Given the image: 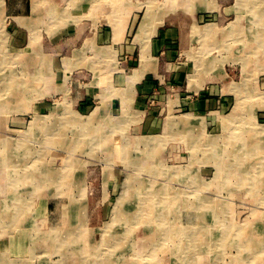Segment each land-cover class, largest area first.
I'll return each instance as SVG.
<instances>
[{"label":"rangeland","instance_id":"374dc122","mask_svg":"<svg viewBox=\"0 0 264 264\" xmlns=\"http://www.w3.org/2000/svg\"><path fill=\"white\" fill-rule=\"evenodd\" d=\"M117 1L125 0H102V4L119 9L121 6ZM167 1L148 0V9L154 10L156 21L173 22L180 17L195 14L204 19L202 27L195 29L200 36L197 42L195 39L192 54H195L200 65L213 67L214 60L223 69L222 72L230 74L232 79H227L224 84L227 87L230 85L232 104L219 114H211L208 111L200 116L199 121L183 123L180 129L182 131H179L181 133L176 130L174 134L168 124L165 130L155 134L159 142L156 145L158 156L156 151H151L153 156L148 157L146 153L150 147L146 148L139 139H131L135 143L129 142L130 149L126 160L120 157V148L124 143L119 141L121 135L115 131V124L111 121L112 126L108 132L102 127L99 128L101 134H97L94 128L88 129L86 122L91 121L88 119L89 114L78 112L69 97L59 99L57 104L53 105L58 106L53 112H59L51 117V126L47 122L44 125H31L33 115L37 113L35 95L42 85L48 90L46 85L50 78L42 73L36 74L35 69H25L24 62L20 61L23 54L18 53L20 47L10 44L8 37L9 29L13 28L12 23L9 24L7 17L4 22L0 21V105L3 104L0 107V264H192L188 259L185 260V254L206 252L203 249L196 250L201 246L198 242L202 238L195 239V236H201L195 231H190L187 237L184 234L161 235V248L156 250V257L153 258L148 256L152 248L157 247L146 245V248H149L147 252V249L141 248L149 243L152 233L164 230L159 224L160 219H157L159 209H169L167 212L171 223L176 221L175 224L191 225L187 219L183 220L182 212L186 200L193 201V209L200 208L198 211L192 210L202 215L197 218L200 222L197 221L202 225H211L208 228L212 230L206 235L208 239L210 235L209 241L215 250L207 252V255L213 264L264 263V240L263 245L259 244V247L251 252L247 240L249 237H264V184L261 186L263 189H257L254 184L253 188L250 182L246 183V177L240 178V172L244 170L257 171L255 167L250 168L249 164L264 162V134L259 133L264 128V22L259 19V16L264 14V0H186V5H183L182 0ZM64 2L65 5L62 3L57 8L63 9L72 5L86 9V0ZM164 7L167 9H163ZM3 9L5 4L0 1V18L4 16ZM242 18L247 21L241 22ZM209 31L213 33L209 35ZM215 36L219 39L218 44L214 40ZM15 49L17 52H13ZM206 52L210 54L199 57L201 54L206 55ZM215 53L217 54L213 55ZM196 57L193 59L195 64ZM205 66H201V70L205 69ZM43 69L45 70V67ZM229 69L232 72L229 73ZM15 107L16 109H13ZM229 117L238 119L229 124L226 122ZM168 138L170 141L167 144L176 141L185 148L182 161L170 159L168 154H163L167 148L163 143L169 140ZM228 139L233 142L230 140V143H225ZM260 141L263 143V152H250ZM161 142L163 145H160ZM214 142L219 146L224 145L233 155L241 156V161H236L240 168H234L239 177L236 175L237 178H227L223 175L227 174L229 168L219 172L217 160L208 156ZM134 144L138 148H131ZM8 150L20 156L19 162L16 159V167L13 166V169L16 171L19 167L23 178L17 177L15 173L7 183L6 169L10 165L6 162ZM57 157H64L63 162L57 163ZM69 157L70 162L67 160ZM146 161L149 165H157V171L142 167ZM172 166L184 171L179 176H173ZM260 167L264 170L263 166ZM168 169L170 170L167 171ZM49 172L57 178L47 176ZM31 173L35 178L31 177ZM65 174L66 177L62 178ZM127 177L133 178L132 181L135 179L134 189L131 191L134 200L131 199V205L130 197L127 200L122 198L124 180ZM263 178L264 176L261 177ZM242 179L245 182H242ZM9 185H14V189H10ZM144 192L152 194L149 201L143 198ZM155 192H165L169 195L168 198L160 196L162 204H157L159 198ZM181 200L184 203H181ZM221 204L224 206V213L216 217L218 214L212 208H221ZM77 205H82V208L76 210ZM117 206L123 211L124 217L119 216L113 221ZM77 211L85 215L83 223L77 218ZM127 214L134 216L131 221H127ZM197 221L194 218L192 224H197ZM108 224L107 230L112 232V237L117 235L116 239L110 241L103 236V228ZM221 229L224 232L220 233ZM191 236L193 237L189 240ZM192 240L195 245L191 244ZM103 241H107L106 245L101 244ZM201 250L204 253H200ZM252 252L254 253L251 254ZM254 254L259 255L256 257ZM147 259L158 261L147 262ZM204 259L205 257L200 264L207 262Z\"/></svg>","mask_w":264,"mask_h":264},{"label":"crops","instance_id":"0c3cea01","mask_svg":"<svg viewBox=\"0 0 264 264\" xmlns=\"http://www.w3.org/2000/svg\"><path fill=\"white\" fill-rule=\"evenodd\" d=\"M0 1L5 4L0 21L4 22L7 17L9 24L12 23L8 37L10 44L20 47L18 53L23 54L20 60L24 62L23 66L50 78L46 85L48 90L40 84L42 86L35 95L37 113L33 119L39 115L50 121L59 112H53L58 108L53 105L57 100L69 97L78 112L89 114L91 121L88 123L95 127L97 134L101 133L100 127L108 132L111 121L115 124V131L121 135L119 141L124 143L120 148L122 159L128 157L129 142L135 143L131 139H139L146 148L149 146L146 154L153 156L151 151H156L158 145L154 142L157 139L155 134L165 130L171 118L178 121V126L171 131L179 132L183 123L199 121L200 116L208 111L219 114L232 104L230 85L224 84L227 79H232L230 74L222 72L214 60L213 67L200 65L192 54L200 36L196 30L204 22L196 14L173 22L155 19L149 26L146 19L148 0L117 1L122 7L119 9L102 4V0H86V10L72 5L73 10L71 7L57 8L62 3L66 4L64 0ZM126 2L127 6L121 4ZM182 3L186 5L188 1L182 0ZM259 17L264 22V14ZM243 20L247 21L242 18L241 22ZM216 36L214 40L217 41ZM209 54L206 52L199 57ZM195 57L196 64L193 62ZM201 66L205 69L201 70ZM147 139L153 143H144ZM134 145L131 148L137 146ZM165 148L163 154L182 161L186 150L181 143L173 141ZM56 160L61 163L64 157ZM148 163L144 162L142 167L157 171V165ZM133 197L131 193L130 205ZM78 208L80 205L76 210ZM126 217L131 221L134 216L127 214ZM152 234L149 244H146L148 247L159 233ZM146 245L141 248L149 249Z\"/></svg>","mask_w":264,"mask_h":264},{"label":"bare ground","instance_id":"6f19581e","mask_svg":"<svg viewBox=\"0 0 264 264\" xmlns=\"http://www.w3.org/2000/svg\"><path fill=\"white\" fill-rule=\"evenodd\" d=\"M52 1V0H51ZM77 1V0H76ZM80 1V0H79ZM101 1V0H100ZM143 1V0H142ZM151 1V0H150ZM169 1V0H168ZM167 1V2H168ZM175 1H177V0H175ZM175 1H173V2H175ZM34 2H35V0H34ZM33 2V3H34ZM78 3V2H77ZM76 3V4H77ZM94 3H95V1H94ZM37 4H39V2L37 3ZM50 4H52V3H50ZM69 4H70V2H69ZM122 4V3H121ZM127 4V3H126ZM126 4H124V5H126ZM54 5V4H53ZM131 5V4H130ZM35 6V5H34ZM52 6V5H51ZM66 6H68V4L66 5ZM103 6H105V5H103ZM127 6V5H126ZM125 6V7H126ZM64 8H66V7H64ZM69 8V7H68ZM72 8V7H71ZM105 9V8H104ZM57 10V9H56ZM65 10V9H64ZM68 10V9H67ZM71 10V9H70ZM72 10H73V8H72ZM71 10V11H72ZM76 10V9H75ZM86 10V9H85ZM32 11V10H31ZM58 12V11H57ZM56 12V13H57ZM108 12V11H107ZM154 11L153 10H150V9H148V11H147V15H146V19L147 20H149V26H151V23L155 20V15H154V13H153ZM40 13V12H39ZM59 13V12H58ZM62 13H63V11H62ZM65 13V12H64ZM68 14V13H67ZM57 16H58V14H56ZM59 15H61V14H59ZM69 15V14H68ZM71 15V14H70ZM51 16V15H50ZM62 16V15H61ZM30 17V16H29ZM82 17V16H81ZM18 18V17H17ZM21 18V17H20ZM24 18V17H23ZM22 18V19H23ZM96 18V17H95ZM69 19V18H68ZM82 19V18H81ZM67 20V19H66ZM59 21V20H58ZM26 22V21H25ZM35 22V21H34ZM63 22V21H62ZM62 22H60V24L62 23ZM68 22V21H67ZM57 23H59V22H57ZM80 23V22H79ZM63 24H65V23H63ZM31 35V34H30ZM5 36V35H4ZM261 36V35H260ZM262 37V36H261ZM262 40H263V38H262ZM202 46V45H201ZM34 48V47H33ZM7 52V51H6ZM5 52V53H6ZM105 53V52H104ZM107 54H109V51H108V53ZM8 55V54H7ZM8 58V57H7ZM8 59H10V58H8ZM14 60V59H13ZM10 63V62H9ZM11 64V63H10ZM44 65V64H43ZM43 67V66H42ZM4 69V68H3ZM6 71V70H5ZM10 72V71H9ZM17 75V74H16ZM6 77V76H5ZM8 78V77H7ZM195 78V77H194ZM9 80V79H8ZM24 80V79H23ZM44 80V79H43ZM7 82V81H6ZM21 82V81H20ZM25 82V81H24ZM35 82V81H34ZM12 83H13V81H12ZM5 84V83H4ZM12 85V84H11ZM17 85H18V83H17ZM25 85V84H24ZM14 86V85H13ZM17 87V86H16ZM11 88H13V87H11ZM7 89V88H6ZM5 89V90H6ZM20 89V88H19ZM25 89V88H24ZM29 89V88H28ZM19 91V90H18ZM11 92V91H10ZM28 92V91H27ZM26 92V93H27ZM5 93H6V91H5ZM9 93V92H8ZM12 93V92H11ZM28 95V94H27ZM4 96H6V95H4ZM2 97V96H1ZM1 97H0V100H2L1 99ZM25 97V96H24ZM27 97H29V96H27ZM17 99V98H16ZM27 99H29V98H27ZM6 104V103H5ZM238 104V103H237ZM240 104V103H239ZM238 104V105H239ZM246 105V104H245ZM2 106H3V104H2ZM1 105H0V107H2ZM12 106V105H11ZM244 106V105H243ZM238 107H240V106H238ZM242 107V106H241ZM249 107V106H248ZM264 107H262V109H263ZM13 109H16V107L15 108H13ZM102 110V109H101ZM255 110V109H254ZM16 111V110H15ZM23 111V110H22ZM249 111V110H248ZM253 111V110H252ZM233 112V111H232ZM95 113V112H94ZM244 113V112H243ZM107 114V113H106ZM253 114V113H252ZM231 115V114H230ZM233 115V114H232ZM231 115V116H232ZM245 115V114H244ZM73 116V115H72ZM47 117V116H46ZM245 117V116H244ZM251 117V116H250ZM249 117V118H250ZM75 118V117H74ZM202 118V117H201ZM235 117H229L228 118V120H226V122H228L229 124H231V123H234V121H236L237 119H234ZM240 118V117H239ZM67 119V118H66ZM96 119V118H95ZM101 119V118H100ZM188 119V118H187ZM191 119V118H190ZM50 120V119H49ZM72 120V119H71ZM108 120V119H107ZM185 120H186V118H185ZM252 120V119H251ZM33 122L31 123V125H33V124H35V125H38V123H42L43 125L45 124V122H47V120H45V119H43L42 117H40L39 115L37 116V117H35L33 120H32ZM71 122V121H70ZM83 122V121H82ZM47 123H51L50 121H48ZM87 124H88V126L89 127H91L90 126V124L88 123V122H86ZM29 124H30V122H29ZM200 125H201V123H200ZM256 125V124H255ZM49 126V125H48ZM51 126V125H50ZM178 126V121H176V118H171L170 119V123H169V129L170 130H173L174 128H176ZM260 126V125H259ZM33 127V126H32ZM66 127V126H65ZM191 127H193V126H191ZM261 127V126H260ZM34 128V127H33ZM47 128V127H46ZM82 128L84 129L85 128V126H82ZM81 128V129H82ZM92 128V127H91ZM90 128V129H91ZM101 128V127H100ZM204 128V127H203ZM65 129V128H64ZM63 129V130H64ZM87 129V128H86ZM85 129V130H86ZM89 129V128H88ZM93 129V128H92ZM229 129V128H228ZM253 129V128H252ZM49 130V129H48ZM94 130H95V127H94ZM180 131H182V130H180ZM189 131V129L187 130V132ZM54 133L56 132V130L55 131H53ZM58 132V131H57ZM63 132V131H62ZM170 132V131H169ZM178 132V131H177ZM233 132V131H232ZM53 133V134H54ZM174 133V132H173ZM179 133H181V132H179ZM259 133L262 135V134H264V128H262L260 131H259ZM61 134H63V133H61ZM101 134V133H100ZM175 134V133H174ZM177 134V133H176ZM230 134V133H229ZM232 134V133H231ZM230 134V135H231ZM258 134V133H257ZM113 135V134H112ZM100 136V135H99ZM103 136V135H102ZM105 136V135H104ZM256 136V135H255ZM165 137V136H164ZM259 137V136H258ZM102 138V137H101ZM170 138H171V136H170ZM231 138V137H230ZM160 139H161V137H160ZM169 139V138H168ZM184 139V138H183ZM258 139V138H257ZM262 139V138H261ZM260 139V140H261ZM106 140V139H105ZM156 140V139H155ZM154 140V142H158V140H156L155 141ZM164 140V139H163ZM187 140V139H186ZM230 140L231 139H228L227 140V142H225V143H230ZM244 140V139H243ZM85 141V140H84ZM101 141V140H100ZM108 141V140H107ZM161 141V140H160ZM168 141H170V139L169 140H165V142L163 143L164 144V146H166L167 145V142ZM3 142H6V141H3ZM98 142H99V140H98ZM106 142V141H105ZM104 142V143H105ZM163 142V141H162ZM162 142L160 143V145L162 144ZM231 142H233L232 140H231ZM100 143V142H99ZM98 143V144H99ZM144 143H149V144H151V143H153V140H150V139H147V141H144ZM159 143V142H158ZM246 143V142H245ZM6 144H8L7 142H6ZM67 144V143H66ZM103 144V143H102ZM140 144V143H139ZM162 144V145H163ZM4 145V144H3ZM54 145H56V144H54ZM101 145V144H100ZM122 145H124V144H122ZM241 145V144H240ZM66 146V145H65ZM11 147V146H10ZM212 151H210L209 153H208V156H210L211 158H213V159H216L217 160V162H218V166L217 167H219V172L220 173H222L223 171H225V169L226 168H229V171L227 172V174H223V175H226V177L228 178H232V177H236V175H238V177H239V173H237V172H235V169L237 170L238 169V167L240 166V164H238V166H237V160L240 162L241 161V156L240 155H238V156H235V155H233L232 154V152H230V150H228L226 147H224V145L222 146V145H216L215 144V142L214 143H212ZM240 148V147H239ZM245 149V148H244ZM262 150V152H263V143L261 144V141H260V143H256V145H254L253 147H252V150H250V152H254V153H256V152H259V151H261ZM3 151V150H2ZM194 151V150H193ZM229 151V152H228ZM237 153V152H236ZM7 155H8V160L6 161L8 164H10L9 166H8V168L6 169V178H7V183L9 182V181H11V179H12V177L14 176V174L16 173V175H17V177L19 176V178H23V177H21V171H19V167H17V170L15 171V169H13V166H15V164H16V159H17V161L19 162V158H20V156H18V155H16L14 152H12V151H10V150H8L7 151V153H6ZM244 154H245V151H244ZM243 154V155H244ZM10 156L13 158H11L10 159ZM249 156V155H248ZM247 156V157H248ZM258 156V155H257ZM245 157V156H244ZM251 157H252V155H251ZM193 158H195V157H193ZM254 158V157H253ZM71 158L69 157V158H67V160H68V162H70L71 160H70ZM248 159V158H247ZM193 161V160H192ZM243 161V160H242ZM247 161V160H246ZM21 162V161H20ZM196 162V161H195ZM259 162H261L260 160H259ZM230 163H232V164H230ZM248 163V162H247ZM213 164H215V163H213ZM190 165V164H189ZM216 165V164H215ZM242 165V164H241ZM250 165V166H249ZM248 166L250 167V168H254L255 167V169L257 170V171H253L252 169H248V170H244V171H242V172H240V178H243V177H246L247 178V180H246V183L247 182H250L251 184H252V187H253V184H254V186H256V188L257 189H259V188H262L261 186L264 184V178L263 179H261V177H263L264 176V170H262L261 168L262 167H260V165L261 166H263L264 167V162H261V163H255V164H249ZM66 166H68L69 167V165H66ZM186 166V165H185ZM243 166V165H242ZM241 166V167H242ZM16 167V166H15ZM192 167V166H191ZM214 167V166H213ZM169 168V167H168ZM177 168V167H176ZM174 169L173 168V166H172V168H171V174L173 175V176H175V175H177V176H179V175H181V173H182V171H184V170H180V169ZM235 168V169H234ZM240 168V167H239ZM258 168V169H257ZM28 169V171H30V169L29 168H27ZM27 169H22V171L23 170H25V171H27ZM32 169V168H31ZM185 169V168H184ZM234 169V170H233ZM244 169V168H243ZM246 169V168H245ZM12 170H14V171H12ZM64 170H65V168H64ZM170 169H168L167 171H169ZM242 170V169H241ZM250 170H252V171H250ZM32 171H34V170H32ZM31 171V172H32ZM43 172V171H42ZM48 172V171H47ZM254 172V173H253ZM226 173V172H225ZM32 175H31V177H34L33 176V173H31ZM44 174V173H43ZM46 174V173H45ZM9 175V176H8ZM29 175V174H28ZM47 176H49V177H54V178H57L56 177V175H54L53 173H51V172H49V173H47ZM222 176V175H221ZM30 177V176H29ZM223 177V176H222ZM255 177V179H253ZM62 178H64V176L62 177ZM130 177H127L126 178V180H124L125 181V187H126V189H123V192H122V198L124 199V198H127V197H130L131 196V190H133L134 189V187H133V182L135 181V179H134V181H132V179L130 178ZM184 178V177H183ZM237 178V177H236ZM235 178V179H236ZM250 178H252V179H250ZM32 179V178H31ZM248 179H250V180H248ZM192 182V181H191ZM242 182H245V180L244 179H242ZM228 183H231V182H228ZM9 188L11 189V188H13L14 189V185H9ZM165 188V187H164ZM230 188H231V186H230ZM254 188V187H253ZM149 189H151V188H149ZM153 189V188H152ZM250 189V188H249ZM263 189V188H262ZM165 190H167L166 188H165ZM253 191V190H252ZM251 191V192H252ZM254 192V191H253ZM258 192V191H257ZM261 192V191H260ZM263 193V192H262ZM261 193V194H262ZM156 196H157V198H159L160 196L163 198V197H167V195H169L168 193H165V192H159V193H154ZM142 195H143V198H145L146 200H148L149 201V199H150V197L152 196V194L151 193H142ZM180 195V194H179ZM183 196V195H182ZM262 196V195H261ZM120 197V196H119ZM160 197V198H161ZM179 197V196H178ZM184 197V196H183ZM260 197V196H259ZM121 198V199H122ZM160 198H159V202H157V204H162L161 202H160ZM168 198V197H167ZM207 198V197H206ZM121 199H118V200H121ZM144 199V200H145ZM166 199V198H165ZM178 199V198H177ZM190 199V198H189ZM208 199V198H207ZM206 199V200H207ZM143 200V199H142ZM164 200V199H163ZM162 200V201H163ZM179 200V199H178ZM177 201V200H176ZM78 202V201H77ZM164 202V201H163ZM179 202V201H178ZM181 203H184L183 202V200H181L180 201ZM193 201H191V200H186L185 201V206H183V220H188L189 221V223L191 224V225H189L188 223H186V224H182V223H180V224H175V222H174V224L173 223H171V221H170V216H169V212H167V211H169V209H166L165 210V208H163L162 210L161 209H159V211H157L158 213L160 212V214L158 215V218L157 219H159L160 218V225H161V227H162V230H163V232L160 230V232H157V233H159L158 234V237H156L157 239L156 240H154V242L152 243V245H151V247H157V248H152V250H151V253H152V255H151V253H150V255L148 256V258H153V257H156L155 256V252H156V250H158V248L160 249L161 248V235H163V236H165V235H168V234H170V235H178V234H184V236H186L187 237V235H189L190 233V231H195V233L196 232H198V235H201L202 236V234L204 235V237H196L195 236V239H201L198 243H200L201 244V246L200 247H198V248H196V250L198 251V250H200V249H203V250H206V252L204 253L202 250H201V252L200 253H204V254H194V253H187V254H185L184 255V257H185V260H187V261H191V263L192 264H200V262H201V260L205 257V259L204 260H206L207 262H209V263H205V264H213L212 263V260H211V258L207 255V252H214V250H215V247L212 245V243L209 241V239H211V237H210V235H209V239H208V236L206 235L210 230H212V229H209L210 228V226H206V225H202L201 223H199L200 221V219L198 220L197 218L198 217H200V216H202V215H200V213H199V215L198 214H196V213H194L192 210H194V211H198L200 208H192L191 207V203H192ZM120 203H121V201H120ZM209 203V202H208ZM3 204V203H2ZM76 204V203H75ZM124 204V203H123ZM194 204V203H193ZM212 205V204H211ZM148 206V205H147ZM158 206V205H157ZM210 206V205H209ZM73 207V206H72ZM75 207V206H74ZM122 207H123V205H122ZM196 207V206H195ZM204 205L203 206H201V209L203 210L204 208ZM221 208H212V210H214V212H216L218 215H216V217L217 216H221L222 215V213H224V206L221 204V206H220ZM80 208H82V205H80ZM146 208V207H145ZM192 208V209H191ZM74 209V208H73ZM72 209V210H73ZM84 209V208H83ZM82 209V210H83ZM158 209V208H157ZM207 209V208H206ZM225 210H226V207H225ZM211 212H213V211H211ZM114 213H115V217H114V219H113V221L114 220H116V218L118 219V217L120 216H122V217H124V213H123V211H121V209H119V207L117 206V208L115 209V211H114ZM77 218L79 219V221H82V219L85 217V215L84 214H81L80 213V211H78L77 212ZM157 214V213H156ZM211 214V213H210ZM111 216V215H110ZM13 217V216H12ZM121 217V218H122ZM156 217V216H155ZM224 217H225V215H224ZM76 218V219H77ZM194 218H196V221H197V224H195V225H193L192 224V222H193V219ZM215 217H213V219H214ZM19 219V218H18ZM42 219V218H41ZM141 219V218H140ZM139 219V220H140ZM144 219H145V217H144ZM216 219V218H215ZM217 220V219H216ZM221 220V219H220ZM42 221V220H41ZM44 221V220H43ZM42 221V222H43ZM109 221V220H108ZM107 221V222H108ZM112 221V222H113ZM138 221V220H137ZM137 221L135 222V226H136V224H137ZM141 221V220H140ZM139 221V222H140ZM219 220H217V222H218ZM41 222V223H42ZM122 222V221H121ZM228 222V221H227ZM81 223H83V221L81 222ZM215 223V222H214ZM222 223H223V220H222ZM229 223V222H228ZM254 223V222H253ZM257 223V222H256ZM259 223V222H258ZM13 224H15V223H13ZM227 224V223H226ZM255 224V223H254ZM113 225V224H112ZM221 225V224H220ZM26 226V225H25ZM108 226H109V224L108 225H106V227L105 228H103L104 230V239H107V241H110V240H112V239H116V237L115 236H117V235H115L114 237H112V232L108 229L107 230V228H108ZM114 227V226H113ZM209 227V228H208ZM258 227V226H257ZM254 228V227H253ZM132 229V228H131ZM148 229V228H147ZM153 229V228H152ZM168 230V231H166V230ZM34 230V229H33ZM88 230V229H87ZM106 230V231H105ZM146 230V229H145ZM214 230V229H213ZM102 231V232H103ZM229 231H230V229H229ZM85 232H87V231H85ZM162 232V233H161ZM213 232V231H212ZM222 232H224V230H220V233H222ZM255 232V231H254ZM89 233V232H88ZM150 233V232H149ZM205 233V234H204ZM227 233V232H226ZM226 233H225V235L224 236H226ZM228 233H231V232H228ZM122 234H120V236H121ZM155 235V234H154ZM26 237V236H25ZM152 237V236H151ZM193 236H191V237H189V240H191V238H192ZM17 238V237H16ZM144 238V237H143ZM24 240H25V238H23ZM27 239V238H26ZM90 239V238H89ZM146 239V238H145ZM151 239V238H150ZM149 239V240H150ZM224 240H225V237L223 238ZM22 240V239H21ZM54 240V239H53ZM121 240V239H120ZM247 240L249 241V246H251L250 248H249V252H251V251H253V250H255L256 248H258L259 247V244H261L262 243V241L264 240V237L263 238H261V237H258V238H253V237H249V238H247ZM23 241V240H22ZM106 241V242H107ZM194 240H192V242H191V244L193 245L195 242H193ZM106 242L104 243V241L103 242H101V244H103V245H106ZM149 242V241H148ZM208 242H209V245H208ZM144 243H145V240H144ZM151 243V242H150ZM2 244V243H1ZM149 244V243H148ZM14 245H15V242H14ZM18 245V244H17ZM28 245V244H27ZM100 245V244H99ZM146 245V244H145ZM195 245V244H194ZM262 245H263V243H262ZM20 246V245H19ZM29 246V245H28ZM197 246V245H196ZM3 247V246H2ZM100 247V246H99ZM98 247V248H99ZM132 247V246H131ZM195 247V246H194ZM20 248V247H19ZM22 248V247H21ZM24 248V247H23ZM35 248V247H34ZM60 248H62V247H60ZM193 248V247H192ZM151 249V248H150ZM187 249V248H186ZM195 249V248H194ZM263 249V248H262ZM5 250V249H4ZM22 250V249H21ZM25 250V249H24ZM93 250H95V249H93ZM98 250V249H97ZM148 250V249H147ZM184 250V249H183ZM7 251V250H6ZM6 251H4L5 253H6ZM134 251V250H133ZM190 251V250H189ZM192 251V250H191ZM95 252V251H94ZM147 252V251H146ZM185 252H186V250H185ZM258 252H260V251H258ZM2 253V252H1ZM74 253V252H73ZM182 253V252H181ZM254 252H252L251 254H253ZM14 254V253H13ZM29 254V253H28ZM149 254V253H148ZM256 254V253H255ZM254 254V256H256ZM135 255V254H134ZM250 255V254H249ZM259 255V254H258ZM257 255V256H258ZM17 256H18V254H17ZM20 256V255H19ZM23 256V255H22ZM22 256H20V257H22ZM144 256H146V255H144ZM245 256H246V254H245ZM256 256V257H257ZM68 257V256H67ZM243 257H244V255H243ZM7 258V257H6ZM71 259V258H70ZM236 260H237V258H235ZM240 259V258H239ZM247 259V258H246ZM87 260V259H86ZM148 261L147 262H151L152 260H155V261H158V259H147ZM161 261V260H160ZM73 261L71 260V263H72ZM123 262V261H122ZM204 262V261H203ZM242 263V262H241ZM76 264V263H75ZM102 264V263H101ZM135 264V263H134ZM215 264V263H214ZM238 264V263H237ZM262 264V263H261ZM264 264V263H263Z\"/></svg>","mask_w":264,"mask_h":264}]
</instances>
